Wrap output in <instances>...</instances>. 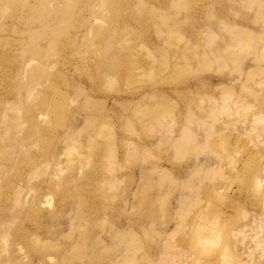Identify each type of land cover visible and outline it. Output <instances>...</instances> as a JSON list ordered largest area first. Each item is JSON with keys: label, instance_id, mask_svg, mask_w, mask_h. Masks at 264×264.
<instances>
[{"label": "rangeland", "instance_id": "1", "mask_svg": "<svg viewBox=\"0 0 264 264\" xmlns=\"http://www.w3.org/2000/svg\"><path fill=\"white\" fill-rule=\"evenodd\" d=\"M1 8L0 264H264V0Z\"/></svg>", "mask_w": 264, "mask_h": 264}, {"label": "bare ground", "instance_id": "2", "mask_svg": "<svg viewBox=\"0 0 264 264\" xmlns=\"http://www.w3.org/2000/svg\"><path fill=\"white\" fill-rule=\"evenodd\" d=\"M6 1H8V0H5V3H6ZM10 2V1H9ZM51 4V3H50ZM3 6V0H0V10L2 9L1 7ZM6 6V5H5ZM4 6V7H5ZM52 6V5H51ZM7 7V6H6ZM42 9V8H41ZM56 10V9H55ZM45 32V31H44ZM247 34V33H246ZM243 38V37H242ZM245 40H246V38H245ZM241 42V41H240ZM246 42V41H245ZM247 42H249V40H247ZM243 45V44H242ZM245 45V44H244ZM247 45H248V43H247ZM242 50V49H241ZM33 63H31V65H32ZM28 69V68H27ZM38 71V70H37ZM39 74H40V72H38ZM37 73V74H38ZM38 74V75H39ZM43 75V74H42ZM42 75H41V77H42ZM39 77V76H38ZM37 78V77H36ZM38 80H39V78H38ZM34 88V86H32V89ZM31 89V90H32ZM262 181H264V177H262V176H260V177H258V178H256L255 179V182H254V185H255V187L257 188V189H261L262 188Z\"/></svg>", "mask_w": 264, "mask_h": 264}]
</instances>
